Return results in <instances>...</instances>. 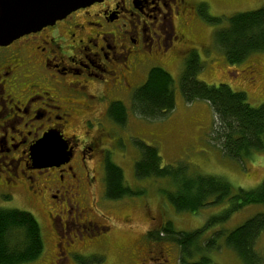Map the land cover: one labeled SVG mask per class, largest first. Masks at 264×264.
Returning a JSON list of instances; mask_svg holds the SVG:
<instances>
[{
    "label": "flooded vegetation",
    "instance_id": "af4514ba",
    "mask_svg": "<svg viewBox=\"0 0 264 264\" xmlns=\"http://www.w3.org/2000/svg\"><path fill=\"white\" fill-rule=\"evenodd\" d=\"M210 1L101 0L0 46V200L9 202L25 190L48 203L68 257L82 246H108L110 229L119 224L104 214L107 224L81 221L99 212L96 189L105 182L116 141L106 126L116 122L110 108L124 102L147 67L163 68L158 65L197 52L190 36L205 20ZM44 138L48 146L59 145L52 166H38L39 155L50 152V146L38 148ZM84 227L98 237L78 245ZM143 260L170 261L163 250Z\"/></svg>",
    "mask_w": 264,
    "mask_h": 264
},
{
    "label": "rangeland",
    "instance_id": "374dc122",
    "mask_svg": "<svg viewBox=\"0 0 264 264\" xmlns=\"http://www.w3.org/2000/svg\"><path fill=\"white\" fill-rule=\"evenodd\" d=\"M210 2L208 18L203 20L190 36V40L192 39L190 45L198 46L192 49L197 50L203 65L198 79L209 85L224 83L234 91L245 92L249 103L253 107H259L264 104V52L255 53L244 62L231 65L216 41V31L228 26V19L232 16L263 7L264 0H211ZM209 17L220 18L222 21L213 23L209 21ZM185 59V56H181L169 65H158L174 77L176 108L173 111L156 119L140 116L133 111L134 94L146 82L151 69L147 67L141 80L124 94L123 103L128 109L126 123L106 122V126L114 132L113 140H116L109 149L111 159L124 170L126 185L133 191L144 192L143 195L111 200L106 196V183L103 179L100 181L96 189L99 212L88 213L87 216L84 214L85 217H82L81 221L92 220L97 224H107L108 221L102 214L118 220L119 224L110 229L108 246L91 250L83 249L82 246L78 250L81 252H76L74 257L70 255L68 257V254L64 253L66 251L64 238L58 236L52 225L50 213L53 216L55 214L48 203L37 201L25 190L24 193L22 191L15 193V197L9 199V202H2V197L0 209L30 212L41 225L44 251L40 258L26 264H146L143 258L150 256L155 258L159 250L165 251L170 260L167 264H180L179 260L185 264L180 258L179 245L168 239L170 236L164 232V226L172 222L177 232L199 229L212 217L223 213L228 206L227 202L202 208L196 213L176 211L161 191L163 188H170L168 181L155 178L139 180L136 177L135 164L140 158L141 143L156 146L164 164L187 166L190 172L195 174L222 176L236 188L254 189L263 182L264 150L256 151L250 158L246 157L242 160L228 157L223 151L222 138L219 135V118L210 104L206 101L188 103L184 99L180 80ZM261 213H264V205L245 206L232 214L225 223L215 226L214 230L205 234L204 240L211 238L217 231L229 232ZM120 222H126L128 225L124 227ZM58 228L60 229V226ZM156 231L161 232L164 240L148 238L151 232ZM71 233L73 234L74 231ZM78 235L79 239H83L82 242L77 239L78 245L85 244L86 241L91 243L90 240L95 241L98 237L91 227L82 228ZM219 244L220 249L210 253L214 264H244L237 253L225 245L223 238ZM257 245L264 251V234ZM152 251L155 255L150 253ZM75 256H81L82 260H74Z\"/></svg>",
    "mask_w": 264,
    "mask_h": 264
},
{
    "label": "trees",
    "instance_id": "16d2710c",
    "mask_svg": "<svg viewBox=\"0 0 264 264\" xmlns=\"http://www.w3.org/2000/svg\"><path fill=\"white\" fill-rule=\"evenodd\" d=\"M206 13L205 19L208 18ZM220 23L222 19L209 17ZM216 41L231 65L244 62L255 53L264 52V6L238 13L228 19V26L216 31ZM203 65L197 52L185 59L180 88L188 103L206 101L218 116L219 135L224 153L237 160L250 158L264 150V104L253 107L245 92L234 91L227 84L209 85L198 79ZM174 77L163 68L149 72L146 82L133 97V111L140 116L156 119L176 108ZM111 117L120 124L127 121L128 109L124 103L110 108ZM140 158L135 164L139 180L164 179L170 188L161 191L178 212L196 213L202 208L227 202L223 213L212 217L201 228L177 232L172 222L164 226L168 239L176 242L185 264H214L210 253L220 249V240L237 253L244 264H264V251L257 242L264 234V213L246 220L235 229L223 230L204 240L205 234L225 223L235 212L248 205H264V180L254 189L234 187L222 176H208L190 172L180 164H164L156 146L139 144ZM124 170L112 159L105 164L106 196L111 200L143 195L126 185ZM215 229V228H214ZM213 229V230H214ZM148 238L164 240L160 231L151 232ZM44 240L41 225L36 217L19 209H0V264H26L41 257Z\"/></svg>",
    "mask_w": 264,
    "mask_h": 264
},
{
    "label": "water",
    "instance_id": "95a60500",
    "mask_svg": "<svg viewBox=\"0 0 264 264\" xmlns=\"http://www.w3.org/2000/svg\"><path fill=\"white\" fill-rule=\"evenodd\" d=\"M98 1L101 0H0V46H7ZM46 141L45 138L41 140L38 148L42 150L50 146V152L39 155L38 166H52L59 159V145L52 143L48 146Z\"/></svg>",
    "mask_w": 264,
    "mask_h": 264
}]
</instances>
